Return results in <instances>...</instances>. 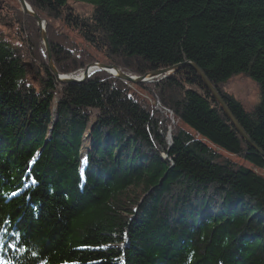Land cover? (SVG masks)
<instances>
[{
  "label": "trees",
  "instance_id": "1",
  "mask_svg": "<svg viewBox=\"0 0 264 264\" xmlns=\"http://www.w3.org/2000/svg\"><path fill=\"white\" fill-rule=\"evenodd\" d=\"M24 1L60 75L96 59L55 24L131 76L193 63L262 155L188 66L141 85L104 71L60 85L36 22L0 0L13 32L0 31V259L264 264V0ZM236 76L259 89L249 113L226 91Z\"/></svg>",
  "mask_w": 264,
  "mask_h": 264
},
{
  "label": "water",
  "instance_id": "2",
  "mask_svg": "<svg viewBox=\"0 0 264 264\" xmlns=\"http://www.w3.org/2000/svg\"><path fill=\"white\" fill-rule=\"evenodd\" d=\"M18 2L21 6L22 11L25 13V15L36 22V25H37L38 30H39L40 42L42 43L43 47L45 48L46 55H47V61H46L47 62V68L55 76V78L57 79V82L60 85H66V84H71V83H82V82L86 81L87 78L90 76V74H91V73H89L90 71H94V72L95 71H97V72L98 71H104V72L110 74L112 77H114L117 80H120V81H123L126 83H131L133 85H141V84H145V83H151L154 81L157 82V81L163 80V79L175 74L176 72H178L179 70H181L185 66H188L201 79L205 88L212 95V97L214 98L216 103L219 105L220 109L222 110V112L224 113L226 118L230 121L232 127L238 133L240 138L251 149H253L256 153L262 155L261 151L256 147V145H254V143H252V141L248 138V136L245 134L243 129L240 127L239 123L234 118L232 113L228 110L225 103L220 98V96L215 91V89L212 87L210 82L205 78L203 73L193 63L186 62L183 64L175 65V66L167 68V69H162V70H158L155 72L147 73L144 77H135V76H131L128 74H124L116 66L107 65V64H100V63L94 62V63H91L90 65H88L84 69L82 75L78 79H74L70 75H60L57 72V70H56V68L52 62L50 49H49V45H48V40H47V35H46V30H45L46 21H44L40 17H38V15L34 12V10H32V8L28 4H26V2L24 0H18Z\"/></svg>",
  "mask_w": 264,
  "mask_h": 264
},
{
  "label": "rangeland",
  "instance_id": "3",
  "mask_svg": "<svg viewBox=\"0 0 264 264\" xmlns=\"http://www.w3.org/2000/svg\"><path fill=\"white\" fill-rule=\"evenodd\" d=\"M78 12L87 14L90 10L87 3H72L71 4ZM56 29L70 38L73 42L77 43L80 48L86 50L90 55H92L97 63L106 64V60L102 53L95 50L81 39H79L75 34L70 32L68 29L64 28L61 24H55ZM0 31L3 35L8 38L12 39L13 32L7 26L0 25ZM226 91L228 94L233 96L244 108L246 112H251L259 103H260V92L257 85L250 79L245 78L243 76H236L232 79V82L227 86ZM60 97L59 91L56 93V98ZM168 119L170 120V125L175 124V120L173 116L167 113ZM171 133V127L168 128V135L167 138L169 139ZM235 163L240 164L241 166L248 168L250 165L236 157L231 158Z\"/></svg>",
  "mask_w": 264,
  "mask_h": 264
},
{
  "label": "bare ground",
  "instance_id": "4",
  "mask_svg": "<svg viewBox=\"0 0 264 264\" xmlns=\"http://www.w3.org/2000/svg\"><path fill=\"white\" fill-rule=\"evenodd\" d=\"M47 40H48V38H47ZM43 48H44V47H43ZM44 51H45V48H44ZM45 52H46V51H45ZM46 57H47V55H46ZM46 61H47V60H46ZM52 62H53V61H52ZM46 64H47V62H46ZM53 64H54V63H53ZM89 65H90V64H89ZM87 66H88V65H87ZM87 66H86V67H87ZM86 67H85V68H86ZM85 68H84V69H85ZM84 69L81 70V71H80L79 73H77L76 75H70V76L73 77L74 79H78V78L82 75ZM96 72H97V71H95V72H94V71H90V72H89V73H91L90 76H91L92 74L96 73ZM98 72H99V71H98ZM90 76H89V77H90ZM89 77H88V78H89ZM88 78H87V79H88ZM81 157H82V159H85V153H84V152H82Z\"/></svg>",
  "mask_w": 264,
  "mask_h": 264
},
{
  "label": "built area",
  "instance_id": "5",
  "mask_svg": "<svg viewBox=\"0 0 264 264\" xmlns=\"http://www.w3.org/2000/svg\"><path fill=\"white\" fill-rule=\"evenodd\" d=\"M168 114H169L170 116L172 115V113L169 112V111H168ZM168 142H169V144H170V138L168 139ZM263 173H264V169H263Z\"/></svg>",
  "mask_w": 264,
  "mask_h": 264
},
{
  "label": "snow or ice",
  "instance_id": "6",
  "mask_svg": "<svg viewBox=\"0 0 264 264\" xmlns=\"http://www.w3.org/2000/svg\"><path fill=\"white\" fill-rule=\"evenodd\" d=\"M13 195H16V193H13ZM10 247H12V246L10 245Z\"/></svg>",
  "mask_w": 264,
  "mask_h": 264
}]
</instances>
